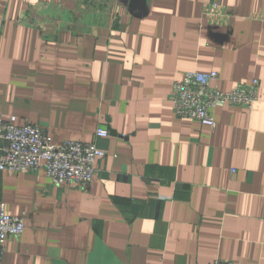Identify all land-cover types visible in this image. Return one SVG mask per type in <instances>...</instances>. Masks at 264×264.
<instances>
[{"label":"crops","instance_id":"0c3cea01","mask_svg":"<svg viewBox=\"0 0 264 264\" xmlns=\"http://www.w3.org/2000/svg\"><path fill=\"white\" fill-rule=\"evenodd\" d=\"M212 72L259 101L178 118ZM0 114L107 152L87 189L0 172L4 264H264V0H0Z\"/></svg>","mask_w":264,"mask_h":264},{"label":"built area","instance_id":"2783aa9c","mask_svg":"<svg viewBox=\"0 0 264 264\" xmlns=\"http://www.w3.org/2000/svg\"><path fill=\"white\" fill-rule=\"evenodd\" d=\"M218 78L216 72L186 73L175 81L172 86L175 115L215 128L213 113L216 109L225 106L252 109L259 101L258 79L223 92L215 85ZM109 135L108 130L99 128L95 137L108 138ZM106 157L107 152L100 149L96 142L65 141L56 144L42 128L21 124L16 117L5 119L0 114V172L32 173L44 170L57 187L87 189L96 176V162ZM24 231V220L7 214L5 205L0 204V264H4L8 239L21 236ZM213 264L233 263L216 260Z\"/></svg>","mask_w":264,"mask_h":264}]
</instances>
